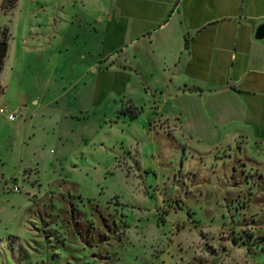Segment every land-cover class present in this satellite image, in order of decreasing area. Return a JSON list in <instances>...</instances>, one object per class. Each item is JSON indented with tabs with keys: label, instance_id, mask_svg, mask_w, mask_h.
I'll use <instances>...</instances> for the list:
<instances>
[{
	"label": "rangeland",
	"instance_id": "obj_1",
	"mask_svg": "<svg viewBox=\"0 0 264 264\" xmlns=\"http://www.w3.org/2000/svg\"><path fill=\"white\" fill-rule=\"evenodd\" d=\"M180 1L0 0V264H264V136L112 68Z\"/></svg>",
	"mask_w": 264,
	"mask_h": 264
},
{
	"label": "crops",
	"instance_id": "obj_2",
	"mask_svg": "<svg viewBox=\"0 0 264 264\" xmlns=\"http://www.w3.org/2000/svg\"><path fill=\"white\" fill-rule=\"evenodd\" d=\"M261 23L264 0H181L167 21L126 25L125 34L137 30L131 43L150 34L147 45H136L142 59L108 70L140 71L150 58L157 94L183 109L192 100L206 106L208 116L198 119V125L238 120L249 126L248 136H264L258 129L264 127V43L254 38Z\"/></svg>",
	"mask_w": 264,
	"mask_h": 264
},
{
	"label": "trees",
	"instance_id": "obj_3",
	"mask_svg": "<svg viewBox=\"0 0 264 264\" xmlns=\"http://www.w3.org/2000/svg\"><path fill=\"white\" fill-rule=\"evenodd\" d=\"M7 8H13L15 6L16 0H5ZM8 42H7V33L3 32V36L0 38V72L3 67L4 58L7 54ZM2 91V87L0 85V93Z\"/></svg>",
	"mask_w": 264,
	"mask_h": 264
},
{
	"label": "water",
	"instance_id": "obj_4",
	"mask_svg": "<svg viewBox=\"0 0 264 264\" xmlns=\"http://www.w3.org/2000/svg\"><path fill=\"white\" fill-rule=\"evenodd\" d=\"M254 38L264 43V23L258 25L254 33Z\"/></svg>",
	"mask_w": 264,
	"mask_h": 264
},
{
	"label": "built area",
	"instance_id": "obj_5",
	"mask_svg": "<svg viewBox=\"0 0 264 264\" xmlns=\"http://www.w3.org/2000/svg\"><path fill=\"white\" fill-rule=\"evenodd\" d=\"M2 112H5V109L4 108H0V113H2ZM8 118L11 119V120H13L15 117H14L13 114H9L8 115Z\"/></svg>",
	"mask_w": 264,
	"mask_h": 264
}]
</instances>
